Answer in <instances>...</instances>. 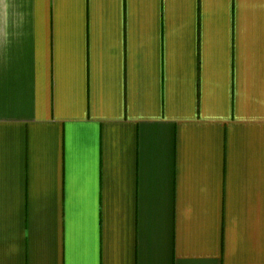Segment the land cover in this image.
Listing matches in <instances>:
<instances>
[{
	"label": "crops",
	"instance_id": "crops-1",
	"mask_svg": "<svg viewBox=\"0 0 264 264\" xmlns=\"http://www.w3.org/2000/svg\"><path fill=\"white\" fill-rule=\"evenodd\" d=\"M0 264H264V0H0Z\"/></svg>",
	"mask_w": 264,
	"mask_h": 264
}]
</instances>
